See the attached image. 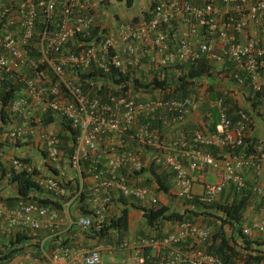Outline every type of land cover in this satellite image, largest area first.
<instances>
[{"label": "built area", "instance_id": "built-area-1", "mask_svg": "<svg viewBox=\"0 0 264 264\" xmlns=\"http://www.w3.org/2000/svg\"><path fill=\"white\" fill-rule=\"evenodd\" d=\"M153 2L146 10V17L119 22L107 32L97 29L90 0H0V90L4 84L17 86L5 111L21 121L8 131V136L12 140H24L32 134V126L41 129L42 152L46 162L51 163L60 154L59 139L54 131L46 128L43 116L55 115L60 126L62 121L75 132L68 163L92 181L87 196L94 220L76 219L75 224L82 229L102 227L96 205L108 203L111 191L146 202L149 208L158 204L148 187L130 182L124 174V171L133 173L141 169L137 158L107 147L105 154L109 153L110 157L105 163L99 162L101 151L97 142L102 137L126 136L154 149V164L169 172L177 196L184 201L196 199L199 205L216 202L226 186L241 194L242 172L248 170L258 176L264 161V148L259 141L251 153L242 152L250 123L248 115L238 111L237 120L231 121L221 100L216 102L217 130H195L188 142L167 144L151 121L161 111L173 113L172 122L182 121L196 108L192 94L157 100H135L111 90L104 98L97 94L102 80L112 70L127 73L121 71L125 64L134 72L148 57L156 58L158 69L201 61L227 63L236 71L235 82H247L264 101V76H261L264 72V0ZM246 34L249 37L242 40ZM35 110L40 115L33 116ZM137 119L140 124L129 134ZM181 161L186 162L185 167ZM9 166L15 171H26L25 163L18 157H12ZM204 169L217 172L218 181L204 184L201 192L195 194L193 173ZM36 184L50 193L60 190L57 180H39ZM250 192L264 199V188L254 185ZM82 193L79 188L74 197ZM42 218H47L53 227L57 212L34 202L0 205V223L7 231L37 229ZM177 225L175 232L160 238L143 237L137 264H148L144 254L147 248L167 252L161 264H223L205 251L210 236L208 228L188 221ZM253 232H264V215L241 228L244 239ZM119 247H125V243ZM38 249L40 259L47 264H65V259L73 254L66 245L50 254L43 252L41 245ZM99 253V246H95L86 253L75 252L72 258L78 259L79 264H100ZM25 257V264L37 261L29 255ZM1 264L11 263L3 260Z\"/></svg>", "mask_w": 264, "mask_h": 264}, {"label": "crops", "instance_id": "crops-1", "mask_svg": "<svg viewBox=\"0 0 264 264\" xmlns=\"http://www.w3.org/2000/svg\"><path fill=\"white\" fill-rule=\"evenodd\" d=\"M90 1L92 3V12L95 17V25L99 28H104L108 24V19L110 20V14L113 9L109 10L108 14H105L103 12L104 8L97 5L96 0ZM131 6L127 8H131ZM136 16H140V10L131 14L128 13L124 16L120 14L118 23L132 20ZM110 24L112 26V23ZM246 37L249 36L246 34L242 37V40ZM254 37H257L256 33ZM116 50V54L118 55V51H120L119 45L116 47ZM120 54L119 52V56ZM121 58V61H124L122 56ZM149 60L151 62H149ZM153 60H151V58L148 59V57L145 58L140 67L134 72L130 71L124 64L122 65L121 71L131 73L133 78L143 84L151 83L152 80H164L165 84L161 89H135L130 84H127L126 88L123 89L121 85L111 83L105 78L102 80L100 86H107L106 93L109 90L114 93L119 91L125 95H129L135 100L171 98L172 95L170 90H172V87L177 83L180 68L177 66L168 69H158L155 62L156 58ZM207 64L210 66L208 73L199 75L192 86V95L196 101L195 110L186 114L184 119L180 122H172L173 113L161 111L157 113L153 120L157 122V126L152 127L167 144L175 141L188 142L192 131L213 132L218 129L216 102L221 100L231 119L236 116L237 111L245 112L248 115L250 123L246 135L249 138L259 141L264 148V101L259 93L254 92L247 82L243 84L235 82L233 75L236 71L231 65L227 63ZM261 76H264L263 71ZM174 96L178 95L174 94ZM32 115L38 116L40 113H38V110H35ZM50 119L51 121L46 125V128L57 134L60 153L57 160L51 163L46 162L45 158H43L41 129L32 126V134L25 137L24 140H12L8 136V131L20 125L21 121L19 118L9 115L5 124L6 129H0V162L2 168L5 170L10 169L9 161L12 157L25 159L27 161L25 163V170L27 172L32 169L35 170L36 174L32 176V179L36 183H38L39 180L50 179L57 180L60 185V190L54 191V193L47 192L42 186H39L35 192L31 193L34 197L40 199L46 198L52 202L48 207H52L57 212L58 218L55 226L52 227L47 218H42L39 220V227L37 229L7 231L4 225L0 223V254L14 247L15 234H17V237H24L18 245H22L23 247L21 251H18L10 259L6 260L11 264H25L27 262L25 255H29L31 258L36 259L37 261H35L34 264H47L45 260L40 259L41 254L38 245H41L43 252L50 254L53 250L64 244L69 246L73 254H75V252L86 253L93 247L99 246L100 264H137V256L141 254L140 241L142 237L152 236L153 238H160L165 234L173 233L177 229V223L175 221L158 222L159 229L157 232L159 235H157L158 237H154L156 233L152 228L146 225L141 214L143 209L149 208L148 204L130 197L121 196L116 191H111L109 202H99L96 206L99 208V217L102 219L104 225L107 224L110 218L117 217L122 211H125V225L120 233L117 234L115 231L109 230L107 232V237L98 238L89 232L88 229H82L76 225V219L79 217H86L94 220V217L91 215L93 213L92 206L87 196V190L92 184V181L84 173L69 165L67 157L63 151L60 150V148H64L65 143H68H64L61 138L67 134L61 128L57 116L53 115ZM140 122V119L134 121L129 134L137 128ZM97 143L101 151L99 161L101 164L105 163L107 158L110 157L109 153L105 154V149L107 147L118 149L120 152L129 154L140 161L142 165L140 170L134 171L133 173L124 171V174L130 182L148 187L155 194L158 206H163L167 211H175L177 213H181L183 209H189L194 212L206 210L208 213L215 214L212 209L209 210L201 206H191L187 201L177 196L172 186L169 172L154 164V149L139 145L129 137H120L117 134H113L107 138L102 137ZM181 164L185 167L186 162L181 161ZM193 177L195 179L193 184V192L195 194L201 192L204 184H212L218 181V173L208 169L194 172ZM157 178H161L163 183L167 185L166 190L158 188ZM242 178L246 189L249 191L254 185L264 188V161L261 162L258 176H255L248 170H244L242 172ZM79 188H82L83 191V199L81 202L79 198L74 197V193ZM15 194V184L11 183L8 180L7 174L3 173L0 176V198L6 199L14 197ZM247 194L248 204L242 213L241 228L251 225L264 215V199H260L247 191L243 196H247ZM237 196L238 195L234 193L231 187L226 186L222 193L218 195L216 202H230ZM0 205L4 204L0 203ZM84 210L90 212V214H85L83 212ZM207 221L211 222L210 224L213 225V219L210 216L203 218L198 215L193 223L211 230V225ZM245 240L252 242L251 248L264 251V245H255V242L264 241V232H253L250 236L245 238ZM120 242L127 243V248L122 249L117 246V243ZM236 242L240 245V248L242 247V249H240L242 251L243 245L238 238ZM166 253L165 250L155 248L145 249V257H147L148 264H161ZM73 254L65 259V264H79L78 259L73 260ZM3 260L4 259H0V264Z\"/></svg>", "mask_w": 264, "mask_h": 264}, {"label": "trees", "instance_id": "trees-1", "mask_svg": "<svg viewBox=\"0 0 264 264\" xmlns=\"http://www.w3.org/2000/svg\"><path fill=\"white\" fill-rule=\"evenodd\" d=\"M115 1H123L126 7H130L132 4V0H115ZM153 0L149 1L148 9L153 5ZM140 16L146 17L147 13L145 10H140ZM138 16L134 17L132 20L136 21ZM95 33V29H93V34ZM179 75L177 77V83L173 86L172 90H170L171 98H182L193 93L192 86L194 85L195 80L201 74L208 73L209 65L204 62H198L197 64H184L182 66H178ZM105 79L109 80L111 83L121 84L122 88L125 89L127 84L132 85L133 88H143L145 90L163 88L165 81H157L152 80L151 83L143 84L137 81V79L133 78L131 73H119L115 70H112L109 75L105 77ZM107 87V86H106ZM106 87L100 86L97 94L104 98L106 95ZM17 90V86L4 84L0 90V129L5 128V124L7 122V118L9 113L5 111L6 105L9 100L12 98L13 93ZM174 94L178 96H174ZM256 94V93H255ZM236 116L234 118H230L231 121H235L238 118V111L236 112ZM245 113V112H243ZM246 114V113H245ZM247 115V114H246ZM51 114L46 113L42 120L44 125H48L51 121ZM154 120V119H153ZM151 121L153 127H156V121ZM61 128L65 131L67 135L61 137L63 142L65 143L64 148H60L63 151L67 158L70 157L73 150V142H74V134L75 132L69 129L64 122L61 121ZM256 140L253 138L247 137L244 140V147L242 152L245 154L251 153L253 146ZM69 144V145H68ZM1 153V152H0ZM215 151H213V154ZM43 158H44V153ZM22 162L26 163L25 159H20ZM82 167H85V163L82 162ZM95 167H98L95 165ZM5 173L8 176V180L11 183L15 184L16 194L14 197H9L6 199L0 198V203L5 206L12 205L16 202H34L37 205L48 206L51 205V201L48 199H40L32 196L31 193L35 192L38 189V185L32 179V176L36 174L35 170L27 172L24 170L15 171L13 169L5 170L1 167L0 162V176ZM158 188L163 190L167 189V185L163 183L161 178H157ZM231 187V186H230ZM232 188V187H231ZM234 191V190H233ZM251 193L246 189L244 185V189L241 194L234 193L238 195L236 198H233L230 202L224 201L223 203L213 202L209 205H199L196 199H191L187 201L191 206L202 207L204 209H212L215 214H211L206 212V210L200 212L190 211L189 209H183L181 213H177L175 211H167V209L163 206H154L152 208L143 209L142 210V218L144 219L146 225L154 230L156 233L154 237H158V222L160 221H175L176 223H180L182 221L193 222L194 219L200 215L203 218L206 216H210L213 219V225L211 222L207 221L211 225V230L209 240L205 244V251L216 256L223 264H264V251L260 249L251 248L250 241H246L241 234V217L244 209L248 204V194L247 196H243L244 193ZM83 194V193H82ZM80 194L77 198L79 201L83 199V195ZM85 214H90L88 211H83ZM126 219L125 211H122L117 217H112L109 219L106 225H102L100 229H95L91 226L88 230L93 235L98 238L107 237V232L109 230L115 231L117 234L120 233L124 229ZM15 234L14 247H11L8 251L0 254V259L8 260L18 251H21L22 245L18 246L21 241L24 239L23 236L17 237ZM144 237H152V236H144ZM239 239L241 244L243 245L240 248L236 242V239ZM118 241V240H117ZM119 243H117L118 245ZM65 245V244H64ZM255 245H264V241L255 242ZM145 254V251H144Z\"/></svg>", "mask_w": 264, "mask_h": 264}, {"label": "rangeland", "instance_id": "rangeland-1", "mask_svg": "<svg viewBox=\"0 0 264 264\" xmlns=\"http://www.w3.org/2000/svg\"><path fill=\"white\" fill-rule=\"evenodd\" d=\"M149 1L150 0H132L131 8H127L124 5L123 1L118 2L115 0H96V4L102 6L101 8H104L103 12L105 14H108L109 10L113 9L112 13L110 14V20L108 19V24H107V26H105L103 28V30L108 32L111 30V28L113 26L118 24V21L120 20V14H121V16H124L128 13L131 14L135 11L137 12V10H145L146 11L148 6H149ZM110 3H112V4H110ZM107 4H110V5H107ZM110 23H112V26ZM98 28L99 27L97 26V29ZM120 243H125V242H120ZM117 246H119V244ZM127 246H128V244L125 243V247H123L122 249L127 248Z\"/></svg>", "mask_w": 264, "mask_h": 264}, {"label": "clouds", "instance_id": "clouds-1", "mask_svg": "<svg viewBox=\"0 0 264 264\" xmlns=\"http://www.w3.org/2000/svg\"><path fill=\"white\" fill-rule=\"evenodd\" d=\"M120 244V243H119Z\"/></svg>", "mask_w": 264, "mask_h": 264}]
</instances>
